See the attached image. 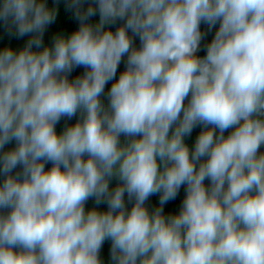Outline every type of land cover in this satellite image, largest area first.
I'll use <instances>...</instances> for the list:
<instances>
[{"label":"clouds","instance_id":"obj_1","mask_svg":"<svg viewBox=\"0 0 264 264\" xmlns=\"http://www.w3.org/2000/svg\"><path fill=\"white\" fill-rule=\"evenodd\" d=\"M60 2L0 0V264H264V0Z\"/></svg>","mask_w":264,"mask_h":264},{"label":"trees","instance_id":"obj_2","mask_svg":"<svg viewBox=\"0 0 264 264\" xmlns=\"http://www.w3.org/2000/svg\"><path fill=\"white\" fill-rule=\"evenodd\" d=\"M48 3L50 6L53 5L54 0H48ZM60 13L57 17V21L51 25L45 35V43L49 44L51 42V37L56 34L57 32H67L70 33L74 30H76L78 28V22H76L72 16V13L67 11L65 8V4H64V0H61L60 2ZM96 20H98V16L92 18V22H95ZM218 27V25H217ZM207 27L205 25H202V31H206ZM215 29H213V31L211 33L208 34V36L206 37V39L202 42V47L204 44H207L211 41V39L213 38ZM28 37H24L21 39H16L14 37H9L8 34L6 33V31L4 30V28L2 26H0V47H3L6 44H11L14 47L20 48L23 47L24 44L26 43ZM137 46H139V41H136ZM206 53L204 51H201L199 53L200 56L205 55ZM124 68V65L121 64L120 66V71H122ZM83 72V69H77L76 72L73 73V77L77 74H80ZM119 75V73H118ZM110 87V85L108 86ZM107 91V89H106ZM107 102V101H105ZM78 118V117H77ZM77 118H73V120L71 121H67V123L69 124H74L76 122ZM65 125V121L61 120L60 124L57 125V130L58 131H62L63 127ZM201 131L200 127H197L196 129H194L192 135L190 137L186 138V142L189 144V146H193L195 139L197 137V135L199 134V132ZM226 135L228 134L227 132L225 133ZM123 140V137H122ZM11 147V145L9 146ZM262 150V149H261ZM51 165H48V167H50ZM115 181H113V186H115ZM206 183H208L206 181ZM184 196V190L183 188L181 189L180 192V196L177 198V200L169 202L166 206H165V212H176L179 210V205L181 200L183 199ZM158 196H153L150 198V200L148 201L149 207H155L158 206ZM94 206V202L93 201H89L87 207L90 209ZM99 207H101L102 209H106V205H100ZM129 207H131V205H129ZM110 247V242H106L104 250L102 252V255L105 258V264H108V249Z\"/></svg>","mask_w":264,"mask_h":264},{"label":"rangeland","instance_id":"obj_3","mask_svg":"<svg viewBox=\"0 0 264 264\" xmlns=\"http://www.w3.org/2000/svg\"><path fill=\"white\" fill-rule=\"evenodd\" d=\"M262 151H264V148H262Z\"/></svg>","mask_w":264,"mask_h":264}]
</instances>
